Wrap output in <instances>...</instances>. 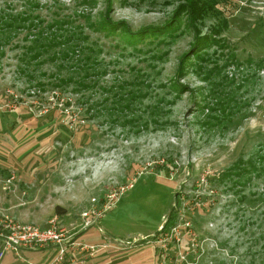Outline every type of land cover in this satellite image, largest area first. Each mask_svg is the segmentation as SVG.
I'll use <instances>...</instances> for the list:
<instances>
[{"label":"rangeland","instance_id":"374dc122","mask_svg":"<svg viewBox=\"0 0 264 264\" xmlns=\"http://www.w3.org/2000/svg\"><path fill=\"white\" fill-rule=\"evenodd\" d=\"M183 1L113 0L107 14L135 30L163 23ZM106 4L0 0L38 24L1 46V209L45 225L109 205L96 220L104 234L95 223L80 238L144 237L85 264H158L163 255L166 264H264V0H218L228 26L180 72L194 39L185 15L174 35L132 45L99 26ZM57 18L80 27L94 48L86 85L58 80L74 74L73 60L60 67L23 54L34 32H63L64 22L48 26ZM217 21L208 13L196 22L209 33ZM123 80L141 88L130 108L112 90ZM172 205L176 221L159 234ZM55 253L7 250L0 264H46Z\"/></svg>","mask_w":264,"mask_h":264},{"label":"trees","instance_id":"16d2710c","mask_svg":"<svg viewBox=\"0 0 264 264\" xmlns=\"http://www.w3.org/2000/svg\"><path fill=\"white\" fill-rule=\"evenodd\" d=\"M112 2L113 0H107L106 10H104V13L98 19L99 26L106 28L107 31H118L123 39L132 45L144 41L150 36L174 35L180 24L182 15L187 17V23L193 28L194 39L189 49L182 56L181 63L178 66L179 72L182 70L183 65L185 66L191 63L194 59H204L207 53L206 48L215 43L216 39L219 38L216 35H220L222 30L228 26L226 17L222 16V11L217 7L218 0H184L177 5L176 10L163 23L145 25L135 30L130 28L126 20H113L107 14L109 8L112 6ZM208 13L216 14L218 21L210 26L211 32L201 33L196 21L202 20ZM33 21V18L29 16L26 10H7L0 5V53L3 52L1 46L7 43L14 34H17L21 26L29 27L38 25ZM53 22L54 24L49 23L48 26H60L62 22L68 24V26L60 34H57V32L43 34V30L34 32L23 54L33 59L42 57L37 61L46 59L60 67L71 65L69 61L73 60L72 65L75 68L73 71L74 74H66L63 77L59 76L58 80L64 83L74 82L77 85H86L90 69H94L95 64L98 63L95 58H92L94 48L89 43L87 34L80 27L76 28L72 26L67 19L57 18ZM82 62H84L83 66H77V64ZM86 63L90 64V66L87 67ZM39 83L43 84V82ZM129 84L131 86L128 87ZM173 84L176 85L178 82L174 80ZM112 90L114 95L117 96L116 101L121 103V100L124 99L123 104L127 108L136 105V101L141 93L140 86L127 82V80L121 81ZM127 120H133V117L127 118ZM156 121L158 119H155V124H164L167 120H159L161 122ZM176 210V206L172 205L165 216L166 218L161 223V227L156 230L157 233L166 231L175 223Z\"/></svg>","mask_w":264,"mask_h":264},{"label":"built area","instance_id":"2783aa9c","mask_svg":"<svg viewBox=\"0 0 264 264\" xmlns=\"http://www.w3.org/2000/svg\"><path fill=\"white\" fill-rule=\"evenodd\" d=\"M14 177V173L9 172L7 180L10 181ZM108 208L109 205L103 206L101 209L98 207L85 209L81 212L79 222L66 223L62 218L53 215L47 224L42 225L29 221H19L13 215L4 212L0 207V258L7 250L19 251L25 248L35 250L53 247L56 248L57 252L51 264H85L102 249L110 246L121 249L144 238L133 236L126 240L115 239L112 242L109 238L98 242H88L81 239V232L95 224L96 220ZM96 225L104 234L98 223ZM166 237L164 236L158 240L166 239ZM162 245L165 251V243ZM165 252L167 254V251ZM164 257L165 255L158 264H166Z\"/></svg>","mask_w":264,"mask_h":264},{"label":"crops","instance_id":"0c3cea01","mask_svg":"<svg viewBox=\"0 0 264 264\" xmlns=\"http://www.w3.org/2000/svg\"><path fill=\"white\" fill-rule=\"evenodd\" d=\"M89 228V227H88ZM88 228L87 229H85V230H83L81 233H84L86 230H88ZM81 235V234H80ZM82 239V238H81ZM84 240V239H83ZM86 241V240H85ZM53 248V247H52ZM46 249H49V248H46ZM44 250V249H43ZM55 250H56V248H55ZM104 249H102V250H100L96 255H98V254H100L102 251H103ZM14 251V250H13ZM16 253L18 252V251H15ZM56 252H57V250H56ZM56 254V253H55ZM76 255V254H75ZM78 255V254H77ZM54 257V256H53ZM52 260H53V258H52ZM52 260H51V262L49 261L48 263H46V264H51L52 263ZM27 264H34L33 262H31V261H28V263Z\"/></svg>","mask_w":264,"mask_h":264},{"label":"water","instance_id":"95a60500","mask_svg":"<svg viewBox=\"0 0 264 264\" xmlns=\"http://www.w3.org/2000/svg\"><path fill=\"white\" fill-rule=\"evenodd\" d=\"M177 192H178V190L174 194L175 195V204H176V195H177Z\"/></svg>","mask_w":264,"mask_h":264}]
</instances>
